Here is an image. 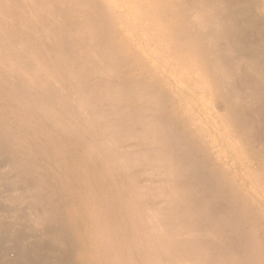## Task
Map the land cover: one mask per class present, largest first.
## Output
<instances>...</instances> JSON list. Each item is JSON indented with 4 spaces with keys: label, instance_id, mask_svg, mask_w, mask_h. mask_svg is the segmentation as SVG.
I'll return each mask as SVG.
<instances>
[{
    "label": "bare ground",
    "instance_id": "obj_1",
    "mask_svg": "<svg viewBox=\"0 0 264 264\" xmlns=\"http://www.w3.org/2000/svg\"><path fill=\"white\" fill-rule=\"evenodd\" d=\"M2 171L0 264H264V0H0Z\"/></svg>",
    "mask_w": 264,
    "mask_h": 264
},
{
    "label": "rangeland",
    "instance_id": "obj_2",
    "mask_svg": "<svg viewBox=\"0 0 264 264\" xmlns=\"http://www.w3.org/2000/svg\"><path fill=\"white\" fill-rule=\"evenodd\" d=\"M256 9H254V11L252 10V18L253 17H255V19H258V17H257V15L259 16L260 15V13H259V11H257L256 13ZM257 14V15H256ZM251 17V16H250ZM249 17V19H252V18H250ZM246 20V22H250V21H252V20ZM254 20V19H253ZM244 23H245V21H244ZM243 23V25L245 26V27H248V26H250L249 28H251V26H252V22H251V24L250 23H246V25ZM254 34V33H253ZM253 37H255V38H258V37H256L255 35H253ZM254 38V39H255ZM4 179H5V176H4V172L2 171V172H0V183L2 184L3 182H4ZM11 237V236H10ZM55 254H57V255H70V256H72L73 255V253L72 252H70V250H69V246L68 247H63V248H59V250H57L56 251V253ZM8 255H9V257H14L15 255H16V250L13 248V247H11V248H9V250H8Z\"/></svg>",
    "mask_w": 264,
    "mask_h": 264
},
{
    "label": "water",
    "instance_id": "obj_3",
    "mask_svg": "<svg viewBox=\"0 0 264 264\" xmlns=\"http://www.w3.org/2000/svg\"><path fill=\"white\" fill-rule=\"evenodd\" d=\"M73 247V245L71 244V248Z\"/></svg>",
    "mask_w": 264,
    "mask_h": 264
}]
</instances>
